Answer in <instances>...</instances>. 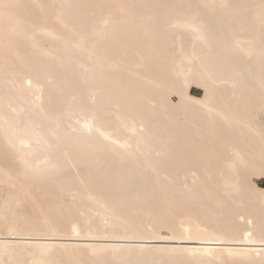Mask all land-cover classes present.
<instances>
[{
  "label": "bare ground",
  "instance_id": "1",
  "mask_svg": "<svg viewBox=\"0 0 264 264\" xmlns=\"http://www.w3.org/2000/svg\"><path fill=\"white\" fill-rule=\"evenodd\" d=\"M259 113L264 0H0V264H264Z\"/></svg>",
  "mask_w": 264,
  "mask_h": 264
},
{
  "label": "rangeland",
  "instance_id": "2",
  "mask_svg": "<svg viewBox=\"0 0 264 264\" xmlns=\"http://www.w3.org/2000/svg\"><path fill=\"white\" fill-rule=\"evenodd\" d=\"M191 93L197 97H200V98H202L203 94H204L203 91H201L198 88H192ZM175 101H177V100L175 99ZM254 123L256 124L257 128H264V115L262 113H259L258 115H256L254 117ZM198 184H200V183L198 182ZM261 186L264 187V182H262ZM59 210H60V212L62 211V212H64V214L67 215V212H68L67 209L60 208Z\"/></svg>",
  "mask_w": 264,
  "mask_h": 264
}]
</instances>
